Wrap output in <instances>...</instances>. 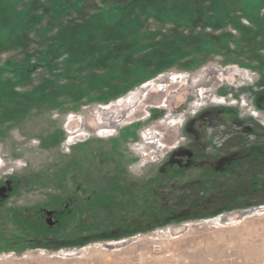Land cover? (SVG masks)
Returning <instances> with one entry per match:
<instances>
[{
	"label": "rangeland",
	"instance_id": "rangeland-1",
	"mask_svg": "<svg viewBox=\"0 0 264 264\" xmlns=\"http://www.w3.org/2000/svg\"><path fill=\"white\" fill-rule=\"evenodd\" d=\"M1 13L14 26L8 40L0 23V66H40L0 82V264H264V0H0ZM143 136L147 155L132 148Z\"/></svg>",
	"mask_w": 264,
	"mask_h": 264
},
{
	"label": "trees",
	"instance_id": "trees-1",
	"mask_svg": "<svg viewBox=\"0 0 264 264\" xmlns=\"http://www.w3.org/2000/svg\"><path fill=\"white\" fill-rule=\"evenodd\" d=\"M118 7H115V8H110V9H108V12H110V11H115L116 9H117ZM21 12V11H20ZM20 12H18L17 14H19ZM16 13V12H15ZM200 13H203V12H200ZM161 16H162V14H161ZM14 17V15H5L4 13H1L0 14V23H3V27L4 28H6V30H7V25H10V27L12 26V28L10 29V27H9V37H8V40L13 36L12 35V33H13V21H11V18H13ZM143 17L144 18H147V20L148 19H155L156 21H161V19H160V17L158 16V15H155V14H152V13H149L148 11L147 12H144V15H143ZM143 17H138V22L139 23H143L142 22V20H141V18H143ZM184 17H186V16H184ZM183 17V18H184ZM179 17H177V20H180V19H178ZM173 20V22L176 20V19H172ZM27 29H33L32 27H31V25L27 28ZM80 33V32H79ZM5 39V38H4ZM1 44H2V42L0 43V46H1ZM200 50H202V49H200ZM228 51H229V49H228ZM202 52V51H201ZM203 52H205V51H203ZM210 52V51H209ZM207 53V52H206ZM205 53V54H206ZM149 55V54H148ZM147 56V55H146ZM40 66V62H37L36 64H33V65H31V67L30 68H28L27 66H20V67H18V68H14L13 67V64L9 61V62H5V64L4 65H1L0 66V82H2V81H5V80H11L12 81V79H14V77L16 76V74H17V72H24V74H23V76H26L25 78H30V77H32V75L37 71V67H39ZM168 68H170V64H168V63H166V62H163L162 64H159V67L155 70V71H144V73H143V78L142 79H140V80H138V81H136L135 83H132V86H130V87H128V88H126V89H124L122 92H121V94L122 93H125V92H127L128 90H129V88H131V87H134V84H141L142 82H145L147 79H149V78H151V77H153V76H156L157 74H159L161 71H163V70H165V69H168ZM10 72V74L12 75H10L9 77H8V79L6 78L5 80H4V74L6 73V72ZM37 92H39V91H37ZM25 93H20V92H14V95H15V97H23V95H24ZM33 94H35L36 95V93H33ZM4 121V118L1 116L0 117V122H2V121Z\"/></svg>",
	"mask_w": 264,
	"mask_h": 264
},
{
	"label": "built area",
	"instance_id": "built-area-1",
	"mask_svg": "<svg viewBox=\"0 0 264 264\" xmlns=\"http://www.w3.org/2000/svg\"><path fill=\"white\" fill-rule=\"evenodd\" d=\"M103 131L105 134L104 136L107 137V136H111L110 133L108 132V130H101ZM100 131H98L97 135L100 134L99 133ZM100 136V135H98ZM92 136L88 133H86L85 130H83L82 132H78L77 134H71L69 137H67L66 141L64 142V149L67 151V152H70V150L75 146L77 145L78 143H81V142H86L88 141ZM142 142H138V143H135L134 146L132 147L136 153L140 154V155H145L146 152H145V147L146 145H149L152 143L151 141V138H146L145 136L142 137ZM70 142V144H69ZM147 155V154H146ZM163 159V158H162ZM159 161V159H154L153 160V163H157ZM145 164V163H144ZM143 164V165H144ZM145 166V165H144Z\"/></svg>",
	"mask_w": 264,
	"mask_h": 264
},
{
	"label": "flooded vegetation",
	"instance_id": "flooded-vegetation-1",
	"mask_svg": "<svg viewBox=\"0 0 264 264\" xmlns=\"http://www.w3.org/2000/svg\"><path fill=\"white\" fill-rule=\"evenodd\" d=\"M122 26H117V27H115V29H116V31H114V32H116V33H121L122 32V30H125L126 31V29H124V28H121ZM105 35L106 36H108V37H112V34L110 35V34H106L105 33ZM105 41V44H107V46L108 47H106V46H103V47H101V49H100V52H101V56L103 55V56H105L106 54H108V53H110V54H112L113 53V55H115L114 54V51H113V49H112V47L113 46H116V43L115 42H111L110 40H104ZM115 43V44H114ZM118 44V43H117ZM114 48V47H113ZM117 54V53H116ZM106 57H108V55H106ZM112 57V56H111ZM108 69H107V71H106V73H105V76H103V80L104 79H112V78H114V76H115V72H114V70H112V67H107ZM121 90V89H120ZM121 136H122V133H121ZM81 148V147H80ZM116 169V168H115ZM9 188V187H8ZM78 188H80V189H82L83 191H85L86 189V187L84 186V184H82V185H80V186H78ZM8 194V190L6 191V195ZM59 212L56 210H52V211H49L48 212V216H47V223L50 225V226H54V225H56L57 223H58V220L57 219H54L55 218V216L58 214ZM60 214V213H59Z\"/></svg>",
	"mask_w": 264,
	"mask_h": 264
},
{
	"label": "bare ground",
	"instance_id": "bare-ground-1",
	"mask_svg": "<svg viewBox=\"0 0 264 264\" xmlns=\"http://www.w3.org/2000/svg\"><path fill=\"white\" fill-rule=\"evenodd\" d=\"M71 118H73V117H71ZM72 120V119H71ZM69 144H70V142H69Z\"/></svg>",
	"mask_w": 264,
	"mask_h": 264
}]
</instances>
